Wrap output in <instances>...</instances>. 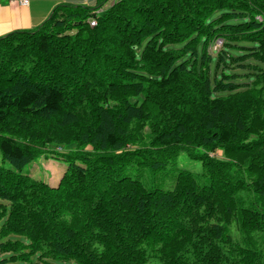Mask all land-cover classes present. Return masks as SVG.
I'll return each instance as SVG.
<instances>
[{
    "label": "trees",
    "instance_id": "trees-1",
    "mask_svg": "<svg viewBox=\"0 0 264 264\" xmlns=\"http://www.w3.org/2000/svg\"><path fill=\"white\" fill-rule=\"evenodd\" d=\"M108 2L0 36V264H264V0Z\"/></svg>",
    "mask_w": 264,
    "mask_h": 264
},
{
    "label": "crops",
    "instance_id": "crops-1",
    "mask_svg": "<svg viewBox=\"0 0 264 264\" xmlns=\"http://www.w3.org/2000/svg\"><path fill=\"white\" fill-rule=\"evenodd\" d=\"M61 2L94 5L96 0H29L27 6H22L20 0H0V36L17 29L36 27L49 15L52 8ZM52 166L56 171L54 181L50 183L44 180L55 186L62 174V168L53 164Z\"/></svg>",
    "mask_w": 264,
    "mask_h": 264
},
{
    "label": "rangeland",
    "instance_id": "rangeland-1",
    "mask_svg": "<svg viewBox=\"0 0 264 264\" xmlns=\"http://www.w3.org/2000/svg\"><path fill=\"white\" fill-rule=\"evenodd\" d=\"M220 45V40H216L213 45H211L210 51H212L215 48H219ZM217 155H220L221 151L216 152ZM7 165V163H5ZM57 165L58 167L65 168L66 167V162L59 158H53V157H48V158H37L27 164L26 166L23 167L22 172L27 173L31 175L34 178L37 179H45L48 182L51 183V181H54L55 179V174L56 171H54V166ZM178 167L182 168H190L191 170L194 171L196 176L198 177L199 174L201 173V165L198 161H191L189 159H185L183 161H180L178 164ZM164 188H168L170 185L168 183H160ZM48 264H74L73 262L67 261V262H53V261H47ZM35 264H45L42 261H38L37 259L35 260Z\"/></svg>",
    "mask_w": 264,
    "mask_h": 264
},
{
    "label": "built area",
    "instance_id": "built-area-1",
    "mask_svg": "<svg viewBox=\"0 0 264 264\" xmlns=\"http://www.w3.org/2000/svg\"><path fill=\"white\" fill-rule=\"evenodd\" d=\"M20 3L22 6H27L29 3V0H20ZM94 23L93 20L90 21V24L92 25Z\"/></svg>",
    "mask_w": 264,
    "mask_h": 264
}]
</instances>
